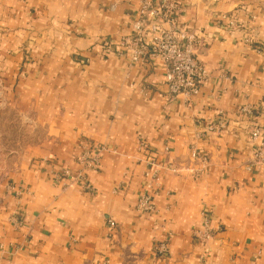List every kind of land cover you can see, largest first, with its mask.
I'll return each instance as SVG.
<instances>
[{"label":"crops","instance_id":"1","mask_svg":"<svg viewBox=\"0 0 264 264\" xmlns=\"http://www.w3.org/2000/svg\"><path fill=\"white\" fill-rule=\"evenodd\" d=\"M142 1L0 0L2 100L37 130L0 178L1 262L264 264V166L248 169L252 126L264 134V0H177L175 28L197 36L208 71L189 99L169 93L163 61L122 46Z\"/></svg>","mask_w":264,"mask_h":264},{"label":"built area","instance_id":"2","mask_svg":"<svg viewBox=\"0 0 264 264\" xmlns=\"http://www.w3.org/2000/svg\"><path fill=\"white\" fill-rule=\"evenodd\" d=\"M181 12L177 0H143L142 5L133 19V33L122 41V46L130 52L132 63H145L153 59L163 61L167 65L166 84L172 96L182 95L186 99L199 94L201 87L208 79V71L205 65L197 57V36L184 29H177L175 25ZM164 24H168L166 29ZM241 111L252 114V108L245 106ZM226 127V117H221L206 127L208 133L220 134ZM251 139L255 143L253 161L248 166L251 170L254 165L264 166V134L256 126H252ZM147 149L146 144H142ZM191 158L193 161L206 163V158L201 156L196 149H192ZM153 160V159H152ZM80 162L85 168L96 169L99 159L96 155L89 153L83 155ZM152 166L157 165L154 161ZM174 172H179V167L169 166ZM70 176L68 172L65 173ZM151 181L148 188L159 180L158 172L155 170L148 173ZM75 180L79 181L85 189H90L83 172L76 175ZM138 209L143 211L153 210L150 195H143L138 203ZM206 213V212H205ZM209 214H205L203 228L195 233L200 242H207L212 237L209 224ZM113 224V223H111ZM155 252L158 256L168 254L167 241L157 243ZM0 264H5L0 261Z\"/></svg>","mask_w":264,"mask_h":264},{"label":"rangeland","instance_id":"3","mask_svg":"<svg viewBox=\"0 0 264 264\" xmlns=\"http://www.w3.org/2000/svg\"><path fill=\"white\" fill-rule=\"evenodd\" d=\"M0 91V178L7 165L14 161L26 142L35 138L36 128L24 122L21 116L12 111L2 100Z\"/></svg>","mask_w":264,"mask_h":264}]
</instances>
